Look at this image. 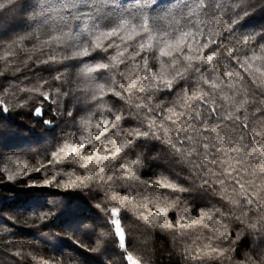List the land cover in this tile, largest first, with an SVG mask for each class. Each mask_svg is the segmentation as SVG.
I'll return each mask as SVG.
<instances>
[{"label": "snow or ice", "instance_id": "obj_1", "mask_svg": "<svg viewBox=\"0 0 264 264\" xmlns=\"http://www.w3.org/2000/svg\"><path fill=\"white\" fill-rule=\"evenodd\" d=\"M18 4L20 11L31 13V23H26L24 35L8 42L0 40V62L4 64L0 76L11 71L15 77L22 70H31L48 72L50 78L39 77L30 87H20L23 80L9 84L0 92V119L14 122L8 115L13 108L29 107L41 98L40 106L30 114L42 120L48 131L61 124L64 127L57 142L49 145L50 154L45 151L47 164L36 168H30L21 154L24 145L12 143L18 133L7 126L0 128V148L10 150L8 155L0 151V190L9 193H0V201L12 202L20 214L31 213L24 221L26 227L69 228L75 222L81 228L89 219V202L83 200L87 193L98 200L91 208L103 215L106 224L101 227L110 231L99 233L94 247L74 240L67 259L87 264V256L76 248L102 255L110 235L126 253L125 264H141L128 251L123 212L135 203L137 185L154 194L166 189L177 199L168 203L167 197L163 201L157 197L154 211L151 201L142 202L138 210H143L136 219L153 228L179 231L181 236L210 228L214 237L205 246L207 251L185 249L188 264H205L206 257L225 255V250L212 247L218 241H231L224 213L215 205L201 209L199 218L188 210L175 224L167 217L185 197L194 201L218 196L248 213L264 211V132L254 130L249 113L250 107L264 105V29L239 30L257 11V4L264 9V0H2L0 12L15 10ZM27 42H32L31 48ZM20 53L28 54L22 65L16 62ZM174 95L177 99L169 100ZM106 97L128 105L127 115L114 105L101 107L107 103ZM16 99L21 103L12 102ZM157 100L160 102L154 103ZM192 102H196L194 110ZM46 103L53 106L52 119H44ZM70 103L73 109L65 118ZM81 104L85 107H79ZM85 110L89 111L77 120L76 113ZM255 115L264 117V107H258ZM132 121L135 127H123ZM158 145L162 146L160 152L150 155ZM88 149L90 154L83 155ZM162 154L167 155L176 179L163 174L155 182L140 179L139 171L160 161ZM48 167L60 171L50 178L33 179L32 172H46ZM62 177L66 179L62 181ZM24 178L31 183L24 184ZM46 190L59 192L65 207L53 211L56 201L44 202L43 197L50 195ZM236 192L242 199L233 201ZM73 201L75 208L69 207ZM217 213L220 219H214ZM8 219L16 223L14 217ZM252 227L264 232V225ZM83 230L87 233L88 226ZM43 236L53 238L42 237L44 243L51 242L55 251H62L63 237L51 231ZM36 264L50 262L41 258ZM58 264H64L63 258ZM95 264L103 261L97 259Z\"/></svg>", "mask_w": 264, "mask_h": 264}, {"label": "trees", "instance_id": "obj_2", "mask_svg": "<svg viewBox=\"0 0 264 264\" xmlns=\"http://www.w3.org/2000/svg\"><path fill=\"white\" fill-rule=\"evenodd\" d=\"M2 2V0H0ZM23 3V0H21ZM20 5L16 6L15 10H6L0 12V40L8 42L10 39H14L20 35H24L28 29L25 26L26 23L30 24L31 20L28 19L30 12L20 11ZM264 29V9L260 8L257 4V11L247 19L240 31L245 33L260 31ZM26 46L31 48L32 42H27ZM235 44H229L228 47H234ZM258 46V45H257ZM227 51V49H225ZM2 50H0V55H2ZM28 54L20 53L17 57L16 62L23 64V61L27 59ZM43 58V57H41ZM224 62L222 61L218 67L222 70ZM235 71H242L238 68ZM4 71V64L0 62V72ZM55 75V73H51ZM221 75L223 72L221 71ZM28 77V79H25ZM49 79L50 74L48 72H33L31 70H22L21 73H17L14 77L12 72L9 71L5 75L0 76V92H3L8 88L9 84H16L23 80L25 83L20 84V87H30L33 84L39 82L38 78ZM108 84H111V80H108ZM15 91V90H13ZM179 98L180 104H183L182 90ZM23 99H27L26 94H22ZM40 99L37 98L30 102L29 107L26 108H13L8 114L9 118L14 121L9 124L7 120L0 119V128L7 126L9 131L18 133V137L12 141V143H22L24 145V152L21 153L26 157V162L30 168L39 167L41 164H47L45 159V151L48 150L49 154L51 149L50 144H55L57 138L61 135V127H56L51 131H48L43 125L42 120L35 118L30 114L34 111L35 107L40 106ZM107 103L101 107L113 106L117 111L121 108L124 109L125 115L129 111L128 105L124 102L115 103L117 98L106 97ZM177 97L174 95L169 98V100H176ZM9 100H12L9 97ZM13 103L19 104L21 100L16 99L12 101ZM160 101H154L158 104ZM195 103L192 102L193 108L195 109ZM171 106L166 104L165 107ZM47 109L44 119H52L53 117V106L45 104ZM79 107L84 108L83 104ZM258 107H264V105L257 104L254 107L249 108V113L252 126L256 132H264V117L255 115ZM73 105L70 103L65 108V118L68 110H72ZM181 110L180 108L177 109ZM87 111H81L76 113V119L79 120L82 116L87 114ZM143 115V113L141 114ZM60 123L59 120L56 121ZM159 122V121H158ZM135 121L131 123H124V128L135 127ZM174 127V126H173ZM65 131H71V128H64ZM26 138V139H23ZM160 145L150 155H155L161 150ZM239 147V145H236ZM0 151H5V154H10V150H5L0 148ZM90 149L86 150L83 155L90 154ZM138 151H143L139 149ZM167 150L165 149V152ZM104 154V153H101ZM50 158V155H49ZM131 159H135L132 156ZM167 155L162 154L161 159L158 162L148 163L141 169L138 173L139 178L151 182H155L161 174L169 175L173 180L176 177L171 173L170 165L168 164ZM122 162V161H121ZM159 163L163 165L162 167H157L156 164ZM71 169H68L70 171ZM57 171H60L59 167H48L46 172H40L39 174L32 172L31 175L33 179L50 178V175H55ZM179 171V169H177ZM47 173V175H46ZM81 174H83L81 172ZM111 173H109L110 175ZM182 173L181 175H184ZM62 177L61 180H65ZM249 177V180H252ZM179 182V181H178ZM31 183L27 178H24V184ZM197 184L200 181L196 182ZM22 186V185H18ZM55 187V186H54ZM50 195H45L43 197L46 203L49 200L56 201L55 206L52 208L53 211H59L65 207V201L60 196L59 192L55 190H46ZM219 191V189H217ZM229 193H232L231 186L228 189ZM127 192V188L123 190L122 195ZM4 196L9 195L8 192L0 190ZM73 196H80V193H70ZM84 201H88L86 204L87 215L89 219L83 221L81 228H79L75 222L69 228H30L24 226V221L31 213L20 214L15 211L16 205L8 200L0 201V207L3 211L0 212V264H36L38 259H47L50 264H58V261L63 258L64 264H74V262L67 259V253L72 249L74 240L79 241L81 245H87L89 247H94L96 241L99 239V233H108L110 229L105 225L106 222L101 213H99L94 208H91L90 204H95L98 202L97 199H92L87 193L84 194ZM157 197L159 200L163 201L167 197V202L171 203L177 199L176 195H170L169 190L162 189L160 193H153L151 189H145L137 185L135 192V203L128 205V208L123 212L122 223L126 227V232L128 234V251L132 252L134 256L141 259V264H188L184 258V252L186 248H191L193 252L198 249H203L207 251L205 247L209 244V240L214 237V233L210 228H197L195 230H190L186 235L181 236L179 231L172 232L168 229L162 227L153 228L150 225L144 224L142 221H138L136 216L140 214L138 206L142 202L151 201V210L156 209ZM102 198V197H101ZM242 199L239 192L232 194L231 200L236 201ZM215 205L219 208L221 212L224 213L225 219L223 223L228 226L231 241L225 243L223 241H218L212 244V247L225 250V255L221 257H211L205 258V264H264V232L257 230V228L252 227L253 225H264V211L257 214L255 212L248 213V210L244 207H238L233 203L221 200L218 196H209L206 200L196 199L192 200L191 197H185L180 200L178 205L171 209L168 213V221L175 222L183 215H185L186 210L190 211L193 217L199 218L201 209H211ZM115 206V205H113ZM71 208L76 207V201H73ZM14 217L16 223L14 224L12 220L8 217ZM214 219H220L219 214H215ZM95 221V223H94ZM27 223H32L31 220H27ZM88 226V232L86 233L83 229ZM94 228V231H92ZM82 229V230H81ZM223 231V229H221ZM51 231L52 233L58 234L60 237L64 238L62 246L64 247L62 251H55L52 248V243H44L43 239L52 241V237H44L43 234ZM73 231L75 233L73 234ZM43 237V239H42ZM54 242V241H53ZM22 246V247H21ZM76 252L87 256V264H95L97 259L102 260L103 264H125L124 256L126 253L122 252L114 242L112 236H108L107 240L104 242V249L102 255L92 254L85 251V249L77 247ZM14 253H23V255H14ZM55 257V260L52 258ZM35 258V259H34Z\"/></svg>", "mask_w": 264, "mask_h": 264}]
</instances>
